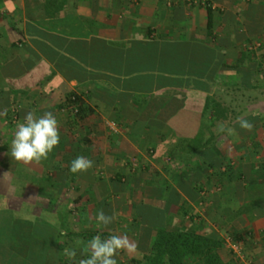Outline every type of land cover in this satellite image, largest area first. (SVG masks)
Instances as JSON below:
<instances>
[{"label": "crops", "instance_id": "0c3cea01", "mask_svg": "<svg viewBox=\"0 0 264 264\" xmlns=\"http://www.w3.org/2000/svg\"><path fill=\"white\" fill-rule=\"evenodd\" d=\"M248 42L264 53V0H210L207 7L196 0H0V208L28 219H39L38 210L54 217L53 207L39 206L42 197L90 195L84 226L126 235L135 247L120 254L141 260L155 230H182L186 202L202 214L203 228L220 239L229 231L254 264H264V188L227 184L210 190L200 207L192 186L217 178L199 172L205 157L220 165L233 155L242 169L259 158L249 148L264 149L257 135L264 131V93L255 91L264 75L253 72L264 68V57H253ZM69 92L88 107L82 120L61 107ZM28 111L58 120L60 142L39 163L8 155ZM241 119L250 131L240 128ZM211 131L234 133V153L226 151L225 134L206 153L202 142L190 150L197 133ZM77 156L93 166L70 173ZM254 172L250 165L248 179L255 181ZM25 196L32 201L26 207L18 199ZM101 210L114 219L98 227ZM152 215L156 225H147ZM142 226L149 235L140 238ZM224 251H216L222 263L230 258ZM48 257L50 264L64 258L53 251Z\"/></svg>", "mask_w": 264, "mask_h": 264}, {"label": "rangeland", "instance_id": "374dc122", "mask_svg": "<svg viewBox=\"0 0 264 264\" xmlns=\"http://www.w3.org/2000/svg\"><path fill=\"white\" fill-rule=\"evenodd\" d=\"M245 44L247 46L252 45V43L250 42L245 43ZM250 49H251L250 46L247 47V51H250L249 53L254 54L253 57H256L257 53L259 55H263L264 57V53L262 52L259 53L258 50H256L257 52H255L256 53L255 54L254 53L255 50H250ZM253 72L256 73V75L258 74V76H262L264 75V68L253 69ZM256 86L257 87L255 88V91L259 93L260 96H262L263 95L262 93H264V85L257 84ZM227 91L229 92L232 90H230V88L227 87ZM246 91H248L249 93L251 92L249 89H247ZM217 103L219 104V102ZM231 118H233V116ZM221 134L222 135L225 134V136L223 137H226V139L228 140V148H226L227 153L233 154L234 149L232 146H230L229 144L230 141L228 137L232 136L234 133H229V132L219 133L217 131H211L208 133H197L196 137L190 140V150L192 149V146H194V144L197 146L202 142L204 146V150L203 151L201 150L200 153L201 152L206 153V149L208 148V145L210 146V143L206 144V141L208 142L211 141L212 143L211 145L215 146L214 144L217 141L218 136L219 135L221 136ZM257 135H259L261 138H264V131L261 130L260 132L257 133ZM247 142L251 144L250 141H247ZM214 150L215 149L211 147L212 153H214ZM253 150L255 152L254 156H259V158L257 159L254 158L252 164L247 163V164L242 165V169H240L239 167L240 165L238 163L235 164V158L233 157V155L225 158L226 160H224L223 163L221 162L220 165H216L213 162L211 163L209 158L206 159L207 157H205L204 160L201 161L199 172L200 173L202 172L203 175H205L207 174L206 171L210 170L213 176L217 178L216 180H213L214 178L207 179L203 182L204 184H201V185L198 184L199 182H197L196 179L194 181L192 180L193 181L192 183L194 184L193 187L194 189H196L198 193V199L196 202L199 203V206L201 204L200 207L203 206L202 204L207 203L204 200L207 199L208 197L207 193H209L210 190H214V191L218 190L217 192H220L223 189V187H227V184H231V186L233 187L235 186L238 187V185L240 184V186L245 189H257L258 187L264 188V154H263L264 149L252 148L250 151V148H249L248 152L253 153ZM250 165H253V170L256 171L254 172L255 173L254 175L252 174V176H254L255 181L253 179H248L250 177V175H248L249 174L248 168H250ZM221 174H226V177H228L229 180L225 179L224 183H222ZM256 175H258V178L256 177ZM2 191L5 192V189L3 188ZM9 198L10 197L9 196L6 197V195L1 196V199H4V201H8ZM18 199L23 203L22 205H24V207H26L28 204H32L31 199L26 196L22 198L18 197ZM90 200H92V196L90 195L89 196L88 195H81V196L76 195L75 196L70 193L66 195H57L56 197L44 196L39 200L40 207H43L45 209L49 207L51 208L53 207L52 209H54L56 213V215L53 217V215H49L50 213H47V212L43 213L44 210H38L37 214H39V219H41L42 221H45L46 219L48 220L51 218V219L56 220V223H59V221H61L63 223L62 225L66 224L65 230L63 229L65 234H63L61 238V242L62 241L65 242V244H62L64 264H67V263L68 264H73V263L78 264L77 259L79 258L80 253H82V255L84 256L88 255V250L84 247V245L87 243L88 240L83 238V236H85V233H93L94 231H96L93 228V226H92L93 232L90 229L91 227L89 228L88 226H84L88 222L87 217H90L89 215ZM81 203H85V204L81 205ZM42 214L46 216H42ZM184 215H185L183 216L184 224H183L182 230H187V228H185L186 223L190 222V230H187V231H189L190 233H194L200 237L199 242H198V245L200 246V253H201L200 255H202L203 257H206L208 251L211 250V247L213 248V251L220 250L221 248V250L222 249L226 250L224 251V253H226L225 257H228V256L230 257V258H226L227 261H225L222 264H242V260L238 257V254H236L237 252H235L230 246L232 244H236L238 245L237 251L239 252V255L242 256V258L245 261L250 260L252 264H254L253 259L250 258V256L246 253V251L243 248V245H241L238 239L233 234H230L229 231L228 232L225 231L226 233L222 231V234L225 233L223 238L222 239L218 238V235L216 233L215 234L214 232L211 233V231L208 228H205V226L203 228L202 226L203 219L201 218L202 214H199L198 212L194 211V209L191 206H190V211L186 209V213ZM56 223L54 225H56ZM136 231H138V228L136 229ZM168 231H172V230H168ZM147 235H149V229H148ZM84 240H86L85 243L82 242ZM73 248L76 250V258L70 259L65 254L64 250L73 249ZM163 258L164 260L171 261L170 264L178 263L177 254L175 253V250L173 247L158 248L156 246L152 247V244H151L149 253L144 255L141 261L145 264H149V263L150 264H160V261ZM192 258H195V257H192ZM116 260H117V264H125L127 262V260L120 253L116 256ZM190 263H191V260H190Z\"/></svg>", "mask_w": 264, "mask_h": 264}, {"label": "trees", "instance_id": "16d2710c", "mask_svg": "<svg viewBox=\"0 0 264 264\" xmlns=\"http://www.w3.org/2000/svg\"><path fill=\"white\" fill-rule=\"evenodd\" d=\"M218 106L219 104L212 100L211 110H218ZM61 107L68 109L73 118L81 120L85 117L84 114L88 109V107H85L84 99L76 92L67 93ZM214 117L213 115L212 118L217 119V116ZM206 144H209V142L206 141ZM192 186H194L193 183ZM177 197L180 198L178 195ZM103 203H105V199ZM103 203L100 204V207L103 206ZM181 205H184L180 207L186 213V202ZM138 214L140 215L141 213L138 212ZM154 220L155 215H152L148 219L147 225H156ZM56 224H50L38 218L28 219L19 217L10 208H0V264H50L49 253L51 251L59 253L63 250L61 238L65 234L66 224L62 225L63 223L60 221ZM144 227L142 226L141 229L138 227L140 238L147 235L145 233L148 228L144 229ZM140 230L142 231L140 232ZM97 234L101 235L102 238L111 235L108 233V230L98 229L93 233H85L83 238L90 240L91 237ZM152 237V247L174 248L178 261L176 264H222L221 260L218 259L216 251H213L212 247L206 257L200 255V246L198 245L200 237L187 230H178L175 232L159 228L155 230ZM170 262L163 258L160 264H170ZM57 264H64V260L62 258L58 259ZM125 264L145 263L139 259L132 258L127 260Z\"/></svg>", "mask_w": 264, "mask_h": 264}, {"label": "clouds", "instance_id": "9594fccd", "mask_svg": "<svg viewBox=\"0 0 264 264\" xmlns=\"http://www.w3.org/2000/svg\"><path fill=\"white\" fill-rule=\"evenodd\" d=\"M239 126L249 131L252 128V125L243 119L239 121ZM59 142L58 120L54 113L44 112L43 115L37 116L34 112L28 111L22 121L16 124L8 155L13 160L24 164L39 163L48 158L49 153ZM92 166V160L77 156L71 160L69 172L83 173ZM113 219L114 217L106 215L102 210L95 217L98 227L108 225ZM84 247L88 250V255L79 259L78 264H117L116 256L123 250H132L135 246L130 244L126 235H110L102 238L97 234L91 237ZM64 251L70 259L76 258L74 248Z\"/></svg>", "mask_w": 264, "mask_h": 264}, {"label": "built area", "instance_id": "2783aa9c", "mask_svg": "<svg viewBox=\"0 0 264 264\" xmlns=\"http://www.w3.org/2000/svg\"><path fill=\"white\" fill-rule=\"evenodd\" d=\"M198 3H200L201 5H203V6H210V0H196ZM231 246V248L235 251V252H237L236 254H238V257L242 260V264H252V262L250 261V260H244L243 258H242V256H240L239 255V252L237 251V249H238V245H236V244H232V245H230Z\"/></svg>", "mask_w": 264, "mask_h": 264}]
</instances>
